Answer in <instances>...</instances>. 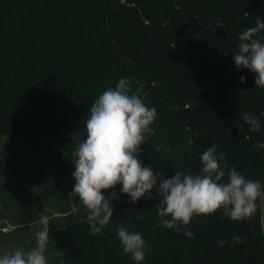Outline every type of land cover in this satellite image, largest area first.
I'll list each match as a JSON object with an SVG mask.
<instances>
[{"label":"trees","instance_id":"16d2710c","mask_svg":"<svg viewBox=\"0 0 264 264\" xmlns=\"http://www.w3.org/2000/svg\"><path fill=\"white\" fill-rule=\"evenodd\" d=\"M257 16L264 21V0H0V254L34 247L44 212L48 264H136L122 251L121 224L151 248L141 264H264V196L248 219L220 209L177 232L158 226L159 183L137 203L117 185L103 193L119 199L96 235L69 196L83 121L121 78L157 112L143 165L165 178L198 174L215 144L227 154L222 164L264 185V149L255 147L264 142V89L234 63L239 34ZM242 113L260 121L259 132Z\"/></svg>","mask_w":264,"mask_h":264},{"label":"clouds","instance_id":"9594fccd","mask_svg":"<svg viewBox=\"0 0 264 264\" xmlns=\"http://www.w3.org/2000/svg\"><path fill=\"white\" fill-rule=\"evenodd\" d=\"M259 33H264V21L257 16L255 26L239 34L234 63L238 69H249L255 76V85L264 89V36H258ZM245 80L246 77H240L241 83ZM139 93V89L133 92L127 78H121L115 88L103 91L91 104L83 121L85 138L76 140L72 160L75 185L69 196L79 198L86 212L81 219H86L91 234L101 233L113 217L112 201L119 196L115 191L109 196L103 193L117 185H122L121 192L130 196L132 203H137L146 195L153 198L151 191L159 183V202L155 205L160 217L158 226L177 232L181 231V225H189L194 216L212 215L220 209L233 221L250 218L257 210L258 198L264 196V185L246 179L235 167L229 169L227 163L222 164L227 154H217V145L213 144L200 156L198 174L176 171L171 178H165L142 164L138 159L141 145L154 132L151 125L157 112L145 104ZM241 115L251 132L260 131L261 124L255 116ZM260 115L264 117V112ZM78 137L79 132L74 138ZM188 143L191 145L194 141L189 139ZM255 147L264 149V142L257 141ZM78 211V205L73 204L72 212ZM35 223L40 226L34 232L35 246L26 251L20 248L5 251L0 254V264H48L45 251L49 217L44 212L38 213ZM116 231L122 251L136 264H141L151 251L142 235L130 232L123 224ZM184 234L195 238L191 231L185 230ZM220 243L223 246L227 241ZM233 243H242V240L237 236Z\"/></svg>","mask_w":264,"mask_h":264}]
</instances>
